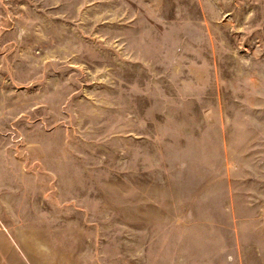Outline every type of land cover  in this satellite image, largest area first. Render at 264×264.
<instances>
[{
	"label": "rangeland",
	"instance_id": "374dc122",
	"mask_svg": "<svg viewBox=\"0 0 264 264\" xmlns=\"http://www.w3.org/2000/svg\"><path fill=\"white\" fill-rule=\"evenodd\" d=\"M0 264H264V0H0Z\"/></svg>",
	"mask_w": 264,
	"mask_h": 264
},
{
	"label": "crops",
	"instance_id": "0c3cea01",
	"mask_svg": "<svg viewBox=\"0 0 264 264\" xmlns=\"http://www.w3.org/2000/svg\"><path fill=\"white\" fill-rule=\"evenodd\" d=\"M6 169V168H5ZM8 172H9V170H8Z\"/></svg>",
	"mask_w": 264,
	"mask_h": 264
}]
</instances>
